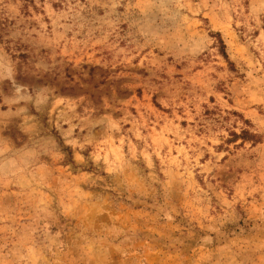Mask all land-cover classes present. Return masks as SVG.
<instances>
[{"label":"rangeland","instance_id":"rangeland-1","mask_svg":"<svg viewBox=\"0 0 264 264\" xmlns=\"http://www.w3.org/2000/svg\"><path fill=\"white\" fill-rule=\"evenodd\" d=\"M0 264H264V0H0Z\"/></svg>","mask_w":264,"mask_h":264},{"label":"trees","instance_id":"trees-1","mask_svg":"<svg viewBox=\"0 0 264 264\" xmlns=\"http://www.w3.org/2000/svg\"><path fill=\"white\" fill-rule=\"evenodd\" d=\"M221 55L224 57V59H226L228 61V57L226 56L224 50H221ZM231 140H227V142H234L238 139H241L242 142H252L255 143L256 142V136L251 134L248 130H241L240 134H235V133H231Z\"/></svg>","mask_w":264,"mask_h":264}]
</instances>
